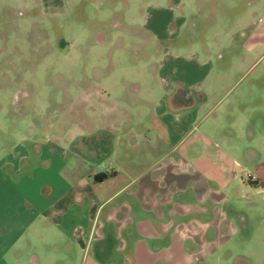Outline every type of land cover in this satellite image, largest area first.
Instances as JSON below:
<instances>
[{"label":"crops","instance_id":"0c3cea01","mask_svg":"<svg viewBox=\"0 0 264 264\" xmlns=\"http://www.w3.org/2000/svg\"><path fill=\"white\" fill-rule=\"evenodd\" d=\"M165 67L158 96L134 81L77 84L81 128L33 130L0 157V264L222 263L233 215L244 218L219 207L237 200L238 161L199 117L206 73Z\"/></svg>","mask_w":264,"mask_h":264},{"label":"rangeland","instance_id":"374dc122","mask_svg":"<svg viewBox=\"0 0 264 264\" xmlns=\"http://www.w3.org/2000/svg\"><path fill=\"white\" fill-rule=\"evenodd\" d=\"M163 60L178 78L206 73L199 117L238 161L227 170L237 200L219 207L244 218L233 215L221 264H264V0H0V157L33 130L81 128L77 84L134 81L158 96Z\"/></svg>","mask_w":264,"mask_h":264}]
</instances>
